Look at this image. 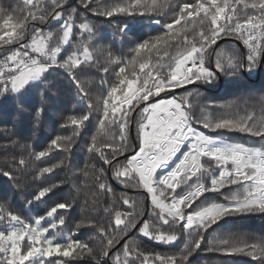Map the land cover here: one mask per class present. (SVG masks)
<instances>
[{"label":"snow or ice","instance_id":"6c2138e0","mask_svg":"<svg viewBox=\"0 0 264 264\" xmlns=\"http://www.w3.org/2000/svg\"><path fill=\"white\" fill-rule=\"evenodd\" d=\"M89 14L105 18L151 14L165 18L164 30L136 43L128 58H117L110 70L109 64H101L90 50L98 29L90 23ZM0 21V104L11 100L18 112L26 111L21 100L26 86L40 80L51 68L64 69L78 97L87 103V110L67 116L62 127L70 124L73 136H78L93 115L97 135L106 137L114 127L111 139L98 141L93 135L87 150L98 154L116 180L123 184L134 182L135 187L146 190L150 201V219L139 222L140 213L135 209L127 214L116 211L109 227H99L105 243L98 252L87 242L73 238V234L66 235L64 242L57 240L60 226L65 225V215L58 210L67 213L74 204L71 199L54 204L33 223L0 204V264H64L49 258H73L74 253L79 257L84 250L96 264H108L110 253L112 264H193L192 258L199 252L244 255L264 264V237L209 234V229L226 216L264 213V95L259 97L262 115L258 119L257 105L243 98L214 101L196 116L189 102L193 94L175 92L197 82L214 83L218 73L236 76L242 69L252 72L260 65L264 60V0H78L77 7H72L70 0H22L20 6L5 7L0 0ZM53 23L59 27L46 31L49 27L45 25ZM127 29V24L117 26V35H126ZM224 39L241 43L246 54H240L237 45H229L232 54L227 57L223 50L216 51L213 46ZM62 52L67 54L61 57ZM91 66L102 74L99 85L104 88L105 98L100 108L89 102L87 81L81 79ZM129 66L133 68L131 79L126 74ZM47 106L42 91L40 107L35 110L37 125ZM133 112L138 119L133 118ZM133 124L137 144L129 138ZM201 127L211 132H241L259 139L255 144L227 142L222 136L206 134ZM0 132L6 133L7 141L0 144V149L6 153L24 149L36 160L53 150H69L73 143L72 136L58 134L44 150L36 152L31 145L14 138L13 128L5 127ZM177 153L181 155L175 165L158 175L157 170L167 168ZM202 158L210 163H201ZM2 163L0 175L22 188L25 158L6 155ZM58 166L40 168L33 179L53 173ZM101 178L107 179L104 168L99 170L98 180ZM64 183L61 180L40 187L27 201L28 206ZM99 188L112 191L104 182L99 183ZM177 188L181 189L179 193ZM214 192L224 196L223 202L206 203L205 193ZM123 203L128 204V198H123ZM153 220L161 227H156ZM138 223L144 237L164 244L177 241L179 234L163 230V226L171 229L179 225L187 243L172 254L142 252L139 244L132 248L124 244L122 250L114 251L128 229L136 228ZM76 227L78 230L80 225Z\"/></svg>","mask_w":264,"mask_h":264},{"label":"trees","instance_id":"16d2710c","mask_svg":"<svg viewBox=\"0 0 264 264\" xmlns=\"http://www.w3.org/2000/svg\"><path fill=\"white\" fill-rule=\"evenodd\" d=\"M160 2H163V0H160ZM189 2H195V0H189ZM248 2L251 3L253 0H248ZM3 4L5 7L9 5L17 7L22 4V0H3ZM70 4L72 7H77L78 0H70ZM78 10L83 11V9ZM88 19L98 29L97 35L93 38L94 48L90 50L93 51L94 58L101 64H109L110 70L115 66L117 58H128L129 50L136 43L161 33L164 30L165 23L164 17H155L151 14L117 16L112 18L89 14ZM156 19H159L160 23H156ZM181 23L183 24V22ZM121 24L128 25L127 33L123 36L117 35V26ZM45 27H49L46 28V31H55V28L59 27V25L53 23L45 25ZM74 40H78V38L74 37ZM229 45H237L239 53L245 54L243 48L233 39H226L217 47H213L216 51L223 50L227 57V55L232 54V48ZM65 48L68 51L71 50L69 46H65ZM172 51L175 53L176 49ZM109 53H111V56ZM66 54L67 52H62L60 55L63 57ZM154 62L155 59H153ZM136 69L138 71V65ZM132 71V66L126 69V74L129 76V79L132 78ZM246 73L243 69L236 76H227L218 73V78L214 83L197 82L196 84L186 85V89H178L175 92L177 95H181L185 91L193 94L189 97V102L193 105V115L196 116H200L205 106L210 105L214 101L243 98L249 100L251 104L257 105L256 111L257 118L259 119L262 115L258 106L259 97L264 95V63L259 79H255L257 74L254 77L251 73H247L248 75ZM138 74L142 75L139 72ZM101 75L99 70L94 66L89 67L86 72L81 74V79L87 81L86 91L89 92V102L96 108L102 107V101L105 98L104 88L99 85ZM221 79L223 81L222 86ZM42 91L44 98L48 101V106L37 125L35 110L40 107ZM163 95L161 94L162 97ZM21 100L27 109L23 112H18L11 100L0 104V129L5 127L13 128L16 132L14 138L18 139L24 145H31L32 149L36 152L44 150L50 143V140L58 134L72 136L73 143L69 150H64L63 148L53 150L49 156L41 158L40 160L29 157L28 151L24 149L17 148L10 153H6L3 149H0V168L4 167L2 161L6 155H14L17 159L23 156L27 162L26 171L22 179V188H16V181L0 175V204H6V210L13 211L27 222L33 223L35 218L44 215L54 204L71 199L74 201V204L67 213L63 210H58L59 214L65 215V225L60 226V228L69 234H73V238L87 242L89 247L93 248L94 252H98L105 243L99 234V227H109L114 222L116 211L127 214L135 209L140 213L137 216L139 222L150 219V201L146 190L135 187L134 182L123 184L116 180L112 177L108 167L99 159L98 154L87 150L91 137L97 135L96 116L93 115L89 118L85 126L79 130L78 136H73L74 127L70 124L62 127L67 116L73 114L79 115L87 110V103L78 97L76 87L64 69H49L40 80L26 86ZM138 111L139 109H137ZM132 116L134 119H138L136 112H133ZM200 130L205 131L206 134L213 137L222 136L227 142L255 144L259 139L249 137L247 134L241 132H211L202 127ZM115 131L113 127L108 136L101 137L97 135L98 141L101 139H111V134H114ZM135 133L136 126L133 124L129 133L130 142L133 144L138 143L135 139ZM5 135L6 133L0 132V144L7 143ZM185 150L182 149L181 151ZM131 154V152L125 153V155ZM180 155L181 153H178L174 161L169 164L168 170L175 165ZM61 161H64V163L61 164ZM201 163L207 165L210 162L207 158H202ZM52 164L59 165L53 173L46 174L36 180L33 179V176L40 168L51 166ZM101 168H104L107 176L106 180L103 178L98 180L99 170ZM167 169L157 170L158 175L164 174ZM61 180L65 181V183L51 191L43 200L34 202L31 206H28L27 201L36 194L40 187L58 183ZM101 182L109 185L112 191L107 192L100 189L99 183ZM205 183L207 184V180H205ZM229 187L231 188V186ZM176 191L179 193L181 189L177 188ZM221 191L225 195L228 194L227 190L222 189ZM205 196L208 198L205 201L206 203L211 201L223 202L224 200V196L219 192L205 193ZM125 197L129 200L128 204L123 203V198ZM199 202L198 200L197 204ZM195 206L193 205V207ZM152 223L156 227H161L160 223L155 220ZM77 225H80L78 230ZM139 227L140 223L137 224L136 229L129 228L128 234L123 237H126V239L120 245H117L114 251L122 250L124 244H128L130 248L139 244L142 252L172 254L179 252L185 243H187V237L180 234L181 229L179 225L173 226L171 229L163 226V230L170 232L176 231L179 234L178 240L172 244H164L144 237L139 232ZM110 230L113 232L116 231L115 229ZM228 233H236L242 237L245 234L264 237V213L226 216L209 229L211 236ZM79 251L77 249V252ZM132 256L134 259L135 252L132 253ZM110 257L111 253L106 258L108 264H112ZM54 259H62L65 264H96L95 260L87 254L86 250L80 252L79 257L74 253L73 258L59 256L49 258V260ZM192 260L193 264H204L206 261L208 264H260L259 261L254 260L252 257L244 255L223 256L211 252H199ZM129 264H132V262L129 261Z\"/></svg>","mask_w":264,"mask_h":264},{"label":"water","instance_id":"95a60500","mask_svg":"<svg viewBox=\"0 0 264 264\" xmlns=\"http://www.w3.org/2000/svg\"><path fill=\"white\" fill-rule=\"evenodd\" d=\"M224 40H226V39H224ZM224 40H218L217 41V45H216V47L220 44V43H222ZM237 42V41H236ZM242 48H243V45L241 44V43H239V42H237ZM263 63H264V60H262L261 61V64H260V67H259V72H258V74H257V77H256V79H259L260 78V76H261V70H262V67H263ZM245 72V71H244ZM246 73V72H245ZM246 75H248L247 73H246ZM222 84H223V81H222V79H221V86H222ZM178 90V89H177ZM137 228V227H136ZM136 228H134V229H136ZM126 239V237L125 238H123L121 241H120V244L124 241ZM119 244V245H120Z\"/></svg>","mask_w":264,"mask_h":264},{"label":"rangeland","instance_id":"374dc122","mask_svg":"<svg viewBox=\"0 0 264 264\" xmlns=\"http://www.w3.org/2000/svg\"><path fill=\"white\" fill-rule=\"evenodd\" d=\"M252 75H254V77L256 76V74H254L253 72H250ZM178 155V153H177ZM31 223V222H29ZM44 223V222H42ZM52 232V230L50 229V233ZM69 233L66 232L65 230L61 229V235L57 237V240L60 241V242H63L64 239H65V236L68 235ZM27 239V238H26ZM59 260H62V259H59ZM63 261V260H62ZM25 264H28V262H25ZM65 264V263H64Z\"/></svg>","mask_w":264,"mask_h":264},{"label":"built area","instance_id":"2783aa9c","mask_svg":"<svg viewBox=\"0 0 264 264\" xmlns=\"http://www.w3.org/2000/svg\"><path fill=\"white\" fill-rule=\"evenodd\" d=\"M246 48V47H245ZM256 70H257V67L252 71V72H256ZM162 169H164V168H162Z\"/></svg>","mask_w":264,"mask_h":264},{"label":"crops","instance_id":"0c3cea01","mask_svg":"<svg viewBox=\"0 0 264 264\" xmlns=\"http://www.w3.org/2000/svg\"><path fill=\"white\" fill-rule=\"evenodd\" d=\"M174 159V158H173ZM173 161V160H172Z\"/></svg>","mask_w":264,"mask_h":264}]
</instances>
